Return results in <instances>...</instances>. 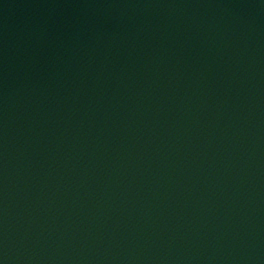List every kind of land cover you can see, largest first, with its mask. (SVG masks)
I'll return each mask as SVG.
<instances>
[{
  "label": "water",
  "instance_id": "1",
  "mask_svg": "<svg viewBox=\"0 0 264 264\" xmlns=\"http://www.w3.org/2000/svg\"><path fill=\"white\" fill-rule=\"evenodd\" d=\"M0 264H264V0H0Z\"/></svg>",
  "mask_w": 264,
  "mask_h": 264
}]
</instances>
